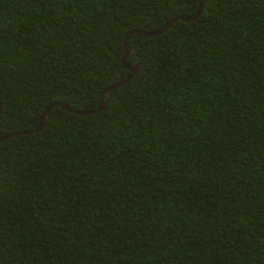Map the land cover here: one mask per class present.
I'll return each instance as SVG.
<instances>
[{"label":"trees","instance_id":"16d2710c","mask_svg":"<svg viewBox=\"0 0 264 264\" xmlns=\"http://www.w3.org/2000/svg\"><path fill=\"white\" fill-rule=\"evenodd\" d=\"M0 0V264H264V0Z\"/></svg>","mask_w":264,"mask_h":264},{"label":"water","instance_id":"95a60500","mask_svg":"<svg viewBox=\"0 0 264 264\" xmlns=\"http://www.w3.org/2000/svg\"><path fill=\"white\" fill-rule=\"evenodd\" d=\"M203 5H204V1L201 0L200 9L194 16H191V17H184V16H180V15L173 16L160 29L150 30V31L139 30V29L131 30L128 33V35L125 37V39H124V44H125V47H126V51H125V54H124L123 61H124V64L132 71V74L130 76H127V77L121 79V80L115 81L114 83L110 84L108 87H106L104 89V91L100 95V102H99L98 109L105 108L106 104L104 102L103 96H104V94L107 91H110L112 89H115V88L125 84L126 82H128L131 79L132 75L135 74L136 71H137V65H133V66H128L127 65V58H128L129 51H130V44H129V36H130V34L137 33V34H141V35H156V34H160V33L164 32V31H166L178 19H181V20H184V21H193L201 14L202 9H203ZM56 105L62 106L63 108L68 109L69 111L77 113V114H80V115H87V114H90V113H92L94 111V110H89V109H77L76 107L72 106L68 102H63V101L54 102V103L50 104L45 109L44 113L42 114V116L40 118L39 125L35 129L16 131V132L8 133V134H5V135H1L0 136V140H6V139H8V138H10L12 136L28 134V133H31L33 131H38V130L42 129L44 127V125L46 124V122H47L49 111ZM0 112H1V102H0Z\"/></svg>","mask_w":264,"mask_h":264}]
</instances>
